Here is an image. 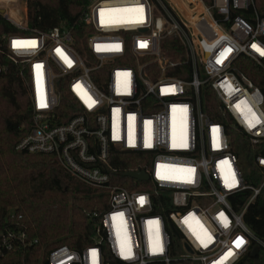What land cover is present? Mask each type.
<instances>
[{
	"label": "built area",
	"instance_id": "built-area-1",
	"mask_svg": "<svg viewBox=\"0 0 264 264\" xmlns=\"http://www.w3.org/2000/svg\"><path fill=\"white\" fill-rule=\"evenodd\" d=\"M81 23L84 33L19 23L4 38L32 112L16 150L55 156L105 200L87 213L91 243L56 247L46 263L238 264L264 251L244 221L264 188V92L251 75L264 74V0H90ZM170 39L181 58L165 50ZM237 145L259 148L257 188ZM116 153L141 156L146 167L132 171L149 180L124 176L131 170L112 164ZM26 238L1 235L0 247Z\"/></svg>",
	"mask_w": 264,
	"mask_h": 264
},
{
	"label": "trees",
	"instance_id": "trees-1",
	"mask_svg": "<svg viewBox=\"0 0 264 264\" xmlns=\"http://www.w3.org/2000/svg\"><path fill=\"white\" fill-rule=\"evenodd\" d=\"M25 2L29 30L49 32L65 25L85 32V25L81 20L90 0ZM19 32L21 31L0 13V236L10 232L27 236L25 244L13 242L17 246L11 251L0 247V264H47L46 253L56 247L66 245L83 249L91 243L92 223L89 222L87 213L96 208L103 212L105 200L97 190L70 176L55 156L16 150L17 144L29 132L32 119L30 100L20 76V66L9 60L5 48V36ZM165 50L174 59L181 58L182 48L177 40H168ZM185 68L189 73L190 66ZM174 75L183 77L178 71ZM251 75L264 92L263 72L258 70V73L253 72ZM236 150L247 161V184L253 188L259 187L263 177V170L255 161L259 148L244 152L237 145ZM116 156L111 163L122 171L146 167L141 156L123 153H116ZM119 179L125 187L131 189L132 181L129 178L120 176L116 181ZM146 186L152 188L151 183H146ZM252 194L251 190L239 194L234 200L235 207L239 210ZM159 211L162 212V208L159 207ZM244 221L254 235L264 241V188L249 207ZM168 227L175 248L177 244L179 246V232L171 224ZM36 240L37 244H30ZM44 248V258H41V249ZM179 264L194 263L186 261ZM238 264H264V251H260L256 257L249 254Z\"/></svg>",
	"mask_w": 264,
	"mask_h": 264
},
{
	"label": "rangeland",
	"instance_id": "rangeland-1",
	"mask_svg": "<svg viewBox=\"0 0 264 264\" xmlns=\"http://www.w3.org/2000/svg\"><path fill=\"white\" fill-rule=\"evenodd\" d=\"M0 13H2L21 32L22 30L18 28L17 24L26 23L28 27V15L25 0H0ZM9 60L11 59L9 58ZM4 69L6 70V68ZM45 249L46 248L43 250L41 249V258H44Z\"/></svg>",
	"mask_w": 264,
	"mask_h": 264
},
{
	"label": "water",
	"instance_id": "water-1",
	"mask_svg": "<svg viewBox=\"0 0 264 264\" xmlns=\"http://www.w3.org/2000/svg\"><path fill=\"white\" fill-rule=\"evenodd\" d=\"M123 175L126 177L135 178V179H138L141 181H148L149 180V176L144 171H130V172H125ZM187 250L189 252H191V249L188 246H187ZM259 252H260V248L256 247L252 256L253 257L258 256Z\"/></svg>",
	"mask_w": 264,
	"mask_h": 264
},
{
	"label": "bare ground",
	"instance_id": "bare-ground-1",
	"mask_svg": "<svg viewBox=\"0 0 264 264\" xmlns=\"http://www.w3.org/2000/svg\"><path fill=\"white\" fill-rule=\"evenodd\" d=\"M104 11H105V10H103V11L101 12L102 15H103V12H104ZM104 21H105L106 24H108V23L111 22L109 19H106V20L104 19Z\"/></svg>",
	"mask_w": 264,
	"mask_h": 264
},
{
	"label": "snow or ice",
	"instance_id": "snow-or-ice-1",
	"mask_svg": "<svg viewBox=\"0 0 264 264\" xmlns=\"http://www.w3.org/2000/svg\"><path fill=\"white\" fill-rule=\"evenodd\" d=\"M257 50L259 51V49H257ZM261 54L264 55V52H262ZM41 106H45V105L42 104ZM140 199H141V201H143V197H141Z\"/></svg>",
	"mask_w": 264,
	"mask_h": 264
}]
</instances>
